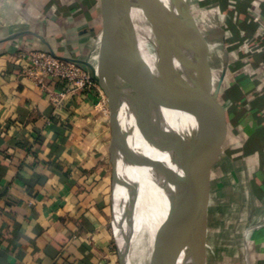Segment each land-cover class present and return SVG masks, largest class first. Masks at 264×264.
I'll return each instance as SVG.
<instances>
[{"label":"crops","instance_id":"1","mask_svg":"<svg viewBox=\"0 0 264 264\" xmlns=\"http://www.w3.org/2000/svg\"><path fill=\"white\" fill-rule=\"evenodd\" d=\"M190 2L192 11L217 3L232 54L206 149L205 264H264V0ZM103 5L0 0V264H118L102 87L57 104L51 95L64 83L36 85L17 59L19 49L87 59L103 30Z\"/></svg>","mask_w":264,"mask_h":264},{"label":"water","instance_id":"2","mask_svg":"<svg viewBox=\"0 0 264 264\" xmlns=\"http://www.w3.org/2000/svg\"><path fill=\"white\" fill-rule=\"evenodd\" d=\"M103 34V78L96 75L89 57L70 61L83 65L109 95L113 162L111 227L118 264H130L118 220L122 206L118 186L128 183L119 182V160L124 154L130 165H144L150 160L135 161L133 148L125 144L127 133L123 134L119 126L116 110L131 115L138 129L168 162L169 173L164 174L172 191L161 230V245L166 253L157 261L205 264L209 211L206 149L215 129V103L226 67L210 94L202 33L182 0H104ZM151 39L154 48L163 44V70L170 79L173 94L157 86L148 67L145 42Z\"/></svg>","mask_w":264,"mask_h":264},{"label":"rangeland","instance_id":"3","mask_svg":"<svg viewBox=\"0 0 264 264\" xmlns=\"http://www.w3.org/2000/svg\"><path fill=\"white\" fill-rule=\"evenodd\" d=\"M188 6L191 12H196L195 7V9L192 11L191 2H189ZM197 8H199L197 10L200 12V15L198 16V24L202 33V37L207 41L209 45V50L207 51L206 56L208 55L214 71L219 76L224 67H226L227 59H230L232 57V54L228 49V41L223 31L224 17L217 10L216 2L198 4ZM98 35L93 39L94 42L92 43V49L94 46L93 44L98 39ZM91 51L89 50L87 57H89ZM94 86L101 87L96 81H94ZM99 89L100 91H102V100L105 106L108 107L110 104L109 95L103 90V88ZM125 132L126 131H124L123 134ZM148 158L151 165L163 164V162L160 160L150 157ZM119 161L121 162V160ZM138 172H140V170H138ZM147 174H150L149 178L152 184L146 183V185H144L145 187L142 190V185L140 182H138L130 187V195L128 200H125V198L123 197L120 198L122 206L120 209L118 220L120 222V227H122L121 229L124 231L123 235L125 248L127 250L130 264H162L158 262L157 259L160 258V255H164V253H166L163 245H161V230L164 226V222L162 223L160 229L156 231L155 234H153L152 227L149 226V223L151 222H146V220L154 214L156 217V213L161 212V210L158 208V202L153 200V198H157L160 196V194H164V186L169 184L168 176L162 173L163 176L160 177L158 175H155L154 172ZM129 185H132V183H129ZM140 192L143 193L145 199H148L151 202H139L138 204V197L140 196ZM211 210H214V208H212ZM213 213L211 214L214 215ZM138 214H142V216H144L145 218L141 221V223H138L136 225L135 219ZM113 245L115 249V255L117 256L115 243Z\"/></svg>","mask_w":264,"mask_h":264},{"label":"bare ground","instance_id":"4","mask_svg":"<svg viewBox=\"0 0 264 264\" xmlns=\"http://www.w3.org/2000/svg\"><path fill=\"white\" fill-rule=\"evenodd\" d=\"M182 1L187 6L191 0H182ZM198 14L200 15L199 11H196L195 16H194L197 23H198V16H199ZM134 24L136 25L135 19H134ZM201 46H202V50L204 51V53L207 54V51L209 50V47H208L209 45L207 41L203 39V37H202ZM145 49L147 51L148 67L150 68V71L152 72L154 76L155 83L162 90L170 94H173L174 91H173L170 79L168 78V76L163 70V63H162L163 53H164L163 44L154 48L153 40L151 39L148 42L147 41L145 42ZM103 51H104V34L102 30V32L98 36V39L94 43L93 49L89 55L90 63L92 64L94 70L96 71V75L101 78H103V74L105 72L104 61H103ZM205 73H206V86H207L209 93L211 94L214 91L216 85L218 84V80L221 74L218 76L217 73L214 71L208 55L206 56V72ZM110 91L112 93V96L114 97L113 89L110 88ZM116 113L119 116V122H118L119 126L127 133V137L125 138L126 139L125 144L130 145L133 148L135 161L139 163V160L141 161L149 160L148 157H150V158L160 160L165 164V165L164 164L163 165H151V163L149 162L144 165H133V164L130 165L129 163H127L126 155L124 154V156L122 157L121 154L123 152L121 148L119 149L118 155L121 156L120 157L121 158L120 159L121 160L120 169H119V182L121 180L122 181L126 180L128 183H132V185H135L136 183L140 182L142 185L141 189L143 190V188L145 187L144 185H146V183L152 184L149 178L150 174H147V173L154 172L155 175H158L160 177L163 176L162 173L168 174L169 172H167V168H166V165L168 164V162L165 156L153 146L148 136L142 133L138 129L135 123V120L131 115L121 112V111H117V110H116ZM138 170H140V172H138ZM128 183L126 184L123 182L121 186H118V196L120 198L121 197L125 198V200H128L129 195H130V185H128ZM164 190H165L164 194H160L159 197L153 198V200L158 202L159 204L158 208L161 210V212L156 213V217L154 214L153 216L149 217L146 220V222L147 221L151 222L149 223L150 224L149 226L152 227L153 234H155V232L160 229L163 222L165 223V220L169 212L172 188L169 184H167L164 186ZM139 202L147 203L151 201L148 199H145L143 193L140 192V196L138 197V204ZM144 218L145 217L142 216V214H138L135 219L136 225L138 223H141V221L144 220ZM121 232L123 235L124 231L122 229H121ZM123 243L125 245V242Z\"/></svg>","mask_w":264,"mask_h":264},{"label":"built area","instance_id":"5","mask_svg":"<svg viewBox=\"0 0 264 264\" xmlns=\"http://www.w3.org/2000/svg\"><path fill=\"white\" fill-rule=\"evenodd\" d=\"M17 59L25 64L24 76L36 85L44 88L48 78L58 79L64 83L63 91L51 95L54 103H61L70 94L94 87V80L83 65L66 60L50 51L19 49Z\"/></svg>","mask_w":264,"mask_h":264}]
</instances>
